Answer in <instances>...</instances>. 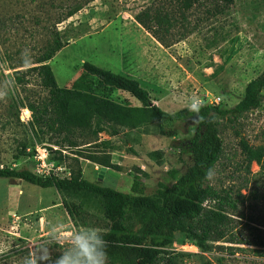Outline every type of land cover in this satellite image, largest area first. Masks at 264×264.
I'll return each mask as SVG.
<instances>
[{
  "label": "rangeland",
  "instance_id": "374dc122",
  "mask_svg": "<svg viewBox=\"0 0 264 264\" xmlns=\"http://www.w3.org/2000/svg\"><path fill=\"white\" fill-rule=\"evenodd\" d=\"M159 1L0 0V168L26 169L41 176L47 172L68 174L74 168L75 157L67 150L62 151L61 162L49 150L42 163L34 158L38 149L57 148L47 141L36 144L26 130L31 114L25 106L17 108V102H45L48 91L36 73L29 74L21 85L13 80L15 71L36 66L35 58L55 33L65 47L45 64L58 87L73 88L83 74L82 64L88 62L139 79L152 104L170 114L194 110L212 98H220L217 106L221 109L236 106L246 85L264 70V0H200L187 12V28L193 29L192 34L167 47L134 18ZM161 1L167 6L171 3ZM77 4H82L81 9L65 19ZM96 93L117 103L141 106L122 91L97 88ZM237 128L249 144L264 146V99L257 110L238 121ZM195 129L190 118L151 124L149 131L141 132L135 156H128L135 159L121 157V170L111 169L99 178V170L87 165L82 168L80 159L82 178L124 193L139 178L145 194L153 195L160 184L170 186L172 170L183 174L192 164L189 142ZM218 130L223 152L207 183L231 192L238 200V209L231 215L233 233L236 242L244 244L214 245L231 246L236 250L233 255L215 247L201 252L185 234H176L173 245L165 250L174 264H264V255L253 253L264 250V174L255 163L249 172L244 168L239 138L226 122ZM22 143L27 156L17 155ZM154 152L161 156H153ZM62 200L79 207L73 217ZM106 228L95 208L53 188L0 179V264H83L84 245L94 242Z\"/></svg>",
  "mask_w": 264,
  "mask_h": 264
},
{
  "label": "trees",
  "instance_id": "16d2710c",
  "mask_svg": "<svg viewBox=\"0 0 264 264\" xmlns=\"http://www.w3.org/2000/svg\"><path fill=\"white\" fill-rule=\"evenodd\" d=\"M92 1L83 0V3ZM199 2L171 0L168 8L165 1L160 0L159 5L146 8L134 18L161 45L167 47L192 34L193 29L187 28V12ZM81 7L82 4L73 6L65 19L72 17ZM64 47L65 44L55 33L52 41L35 58L36 66L15 71L13 80L21 85L31 73L40 77L42 86L48 91V99L27 104L17 102V108L25 106L30 112L31 119L26 124V130L36 144L47 141L55 146L57 150L45 149L57 154V162H61L62 151L67 150L75 157L74 168L68 174L49 172L41 176L26 169L2 167L0 179L19 180L42 189L53 188L64 197L95 208L102 215L107 228L95 237L94 242L84 245L83 264H105L104 251L107 253L106 264H174L171 253L165 249L173 245L176 234H185L201 252H211L215 247L220 253L235 254L236 250L231 246L214 245L244 244L238 242L240 240L236 242L233 233L231 215L238 209V200L232 197L231 192L210 186L207 183L208 173L211 174L222 156L218 127L221 122H226L239 138L244 168L249 172L255 163L264 174V146L249 144L237 128L238 121L245 114L261 106L264 70L246 85L243 98L234 108L221 109L202 104L194 110L182 109L170 114L152 104L149 93L136 79L88 62L82 64L83 74L73 88L58 87L51 68L45 62ZM97 88L105 92H125L141 106L117 103L97 94ZM189 118L196 127L189 142L192 164L183 174L172 170L169 173L170 186L160 184L153 195H146L139 178H134L127 193L82 178L80 159L104 168H114L110 154L99 148L100 134L115 136L125 129H138L154 123L187 122ZM17 155L27 156L24 143L20 144ZM152 155L161 156L157 152ZM62 203L67 214L73 217L79 207L68 205L66 200ZM90 251L91 257L88 256ZM253 253L261 257L264 250H254Z\"/></svg>",
  "mask_w": 264,
  "mask_h": 264
},
{
  "label": "crops",
  "instance_id": "0c3cea01",
  "mask_svg": "<svg viewBox=\"0 0 264 264\" xmlns=\"http://www.w3.org/2000/svg\"><path fill=\"white\" fill-rule=\"evenodd\" d=\"M124 76H128L130 78L136 79L134 78V76L132 75H127L124 73H120ZM139 82V79H136ZM149 125L138 128V129H125L124 131H122L121 133H119L118 135L115 136H108L106 134H101L99 136V148L101 150H105L107 151L110 156H111V163L113 165L114 168H112V170H121L120 169V163H121V157H125L128 159H135V156L133 153L135 151V145L140 143V136H142L141 133L142 131L144 132V130L147 132L149 130ZM136 130L139 132V134H137ZM145 132V133H146ZM121 154V156H119ZM129 154L133 155L131 158H129ZM83 162H81V166L83 168V165H87L90 170H95L98 169L99 173L101 174V166L95 165L89 161L86 160H82ZM111 170L110 168H105V171L103 173V176L105 174L108 173V171ZM100 176V175H99Z\"/></svg>",
  "mask_w": 264,
  "mask_h": 264
},
{
  "label": "built area",
  "instance_id": "2783aa9c",
  "mask_svg": "<svg viewBox=\"0 0 264 264\" xmlns=\"http://www.w3.org/2000/svg\"><path fill=\"white\" fill-rule=\"evenodd\" d=\"M208 102H201V103H203L204 105H214V106H217L219 103H220V98H212V100H207ZM45 148L44 149H38V152H37V150H36V154H35V159L37 160V161H39V162H41V159L43 160V158H44V156H45V154H44V152H45ZM43 162V161H42ZM41 162V163H42ZM41 163L39 164V166L38 167H41ZM46 174H48V172L46 173ZM14 218H16L17 219V217L16 216H13Z\"/></svg>",
  "mask_w": 264,
  "mask_h": 264
},
{
  "label": "clouds",
  "instance_id": "9594fccd",
  "mask_svg": "<svg viewBox=\"0 0 264 264\" xmlns=\"http://www.w3.org/2000/svg\"><path fill=\"white\" fill-rule=\"evenodd\" d=\"M208 175L210 176V172L208 173ZM105 248H106V242H105ZM92 253L91 251L88 253V256L91 257ZM103 259H104V262L106 264V259H107V253L106 251L103 252Z\"/></svg>",
  "mask_w": 264,
  "mask_h": 264
},
{
  "label": "water",
  "instance_id": "95a60500",
  "mask_svg": "<svg viewBox=\"0 0 264 264\" xmlns=\"http://www.w3.org/2000/svg\"><path fill=\"white\" fill-rule=\"evenodd\" d=\"M104 171H105V168L104 167H101V174H100L99 178L102 177V174L104 173Z\"/></svg>",
  "mask_w": 264,
  "mask_h": 264
},
{
  "label": "bare ground",
  "instance_id": "6f19581e",
  "mask_svg": "<svg viewBox=\"0 0 264 264\" xmlns=\"http://www.w3.org/2000/svg\"><path fill=\"white\" fill-rule=\"evenodd\" d=\"M23 113H24V112H23ZM25 114H26V115H29V112H28L27 110H25ZM192 248H193V247H192Z\"/></svg>",
  "mask_w": 264,
  "mask_h": 264
}]
</instances>
